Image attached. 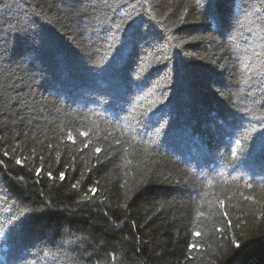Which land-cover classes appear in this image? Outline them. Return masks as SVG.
<instances>
[{
  "label": "trees",
  "instance_id": "16d2710c",
  "mask_svg": "<svg viewBox=\"0 0 264 264\" xmlns=\"http://www.w3.org/2000/svg\"><path fill=\"white\" fill-rule=\"evenodd\" d=\"M0 264H264V0H0Z\"/></svg>",
  "mask_w": 264,
  "mask_h": 264
},
{
  "label": "snow or ice",
  "instance_id": "6c2138e0",
  "mask_svg": "<svg viewBox=\"0 0 264 264\" xmlns=\"http://www.w3.org/2000/svg\"><path fill=\"white\" fill-rule=\"evenodd\" d=\"M97 151H99V149H97ZM93 191H95V190H93Z\"/></svg>",
  "mask_w": 264,
  "mask_h": 264
}]
</instances>
